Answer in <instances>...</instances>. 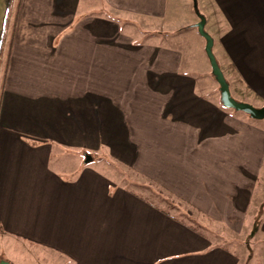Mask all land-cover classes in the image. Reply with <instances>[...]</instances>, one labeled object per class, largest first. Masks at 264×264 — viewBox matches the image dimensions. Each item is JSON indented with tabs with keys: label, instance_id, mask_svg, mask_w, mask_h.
<instances>
[{
	"label": "crops",
	"instance_id": "0c3cea01",
	"mask_svg": "<svg viewBox=\"0 0 264 264\" xmlns=\"http://www.w3.org/2000/svg\"><path fill=\"white\" fill-rule=\"evenodd\" d=\"M173 2L0 0V238L63 264H264V120L222 106L203 40L200 82L157 41L199 21ZM201 3L231 95L264 106V0Z\"/></svg>",
	"mask_w": 264,
	"mask_h": 264
},
{
	"label": "rangeland",
	"instance_id": "374dc122",
	"mask_svg": "<svg viewBox=\"0 0 264 264\" xmlns=\"http://www.w3.org/2000/svg\"><path fill=\"white\" fill-rule=\"evenodd\" d=\"M195 3L197 4V8L199 12L203 13L207 17L208 25L205 26L206 31L213 35V31L211 30V23H210V17H211L210 13L205 11V9L202 6L201 0H195V1L174 0L171 9L176 15L175 18L176 24L180 26L185 25V23H187L189 19V16L190 18H195L196 20V14L194 10ZM121 23L123 29H125L129 25V24L126 25L125 21H121ZM195 23L193 24V22H191V25L187 24L188 25L187 27L183 26L182 29L179 28L180 30L175 31L172 34L165 33L163 34L165 38H162L161 36H157V41L164 44L167 43L169 45H174L176 47H180L181 49L186 50L188 52V56H187L188 61L190 60L193 66L192 75L195 76L200 82L201 80L204 79V77H207L203 69V64L204 66H206V68L207 65H205V57H203L204 55L202 56V59L199 58L198 56L199 50L197 49L196 42L197 40L198 42H200V40H203V42H205V40L200 35H198V31L197 28L195 27ZM139 24L142 28L140 22ZM133 25L136 28V30L141 31L138 28V24H133ZM158 25L159 24L148 25L149 27H147V29L149 30H144L145 36L147 33L146 31L150 32V30H152L154 27H158ZM160 25L164 26L161 23ZM148 38L149 37L146 36V38H144L143 41L148 40ZM172 39H175V43L172 42ZM209 78L211 79V77ZM208 95L209 97H211V94ZM82 160L84 163L90 164V166H92L94 169L99 171L105 170L106 172H110V173L112 171L113 175L120 174L119 172H121V175L124 174L128 178L132 176V173L126 171L124 172V170L121 168L110 165H107L106 167L104 166L101 167L100 165L94 163V161L90 162L89 156H85ZM261 185H263L262 181H261ZM150 187L152 188L151 191L153 195L149 191L143 188H138L136 186H134L133 188L139 190L141 193L148 196L153 202L157 203L158 205L166 206V204H164L162 200H159V198L156 197L158 196L160 197L162 194L164 196V199H168V197L165 196L163 192L159 191L157 188L153 187L152 185ZM173 206L177 207L178 209H180V207L183 209V205L177 204L174 201H173ZM175 211L178 212L177 209H175ZM182 217L188 220V215L185 214V216ZM192 223L195 224V222L193 221ZM201 229L209 235L221 234L220 231L215 226L209 224H205V225L203 224ZM0 256H5L8 257L9 259H12V261L15 262V264H63V258H61L58 255H55L52 251L43 248V246L40 245L36 246L33 244L23 245L21 242H7L6 239H2V238H0Z\"/></svg>",
	"mask_w": 264,
	"mask_h": 264
},
{
	"label": "water",
	"instance_id": "95a60500",
	"mask_svg": "<svg viewBox=\"0 0 264 264\" xmlns=\"http://www.w3.org/2000/svg\"><path fill=\"white\" fill-rule=\"evenodd\" d=\"M194 10L199 20L195 24V27L197 28L199 35L205 40V46H204L205 55L210 65L211 75L219 87V97L222 106L226 109H230L235 112H242L253 120H264V106L255 107L249 103L237 101L231 95L229 84L212 50L214 44L213 38L205 31L206 19L199 12L196 3L194 4ZM0 264H9V263L1 262Z\"/></svg>",
	"mask_w": 264,
	"mask_h": 264
},
{
	"label": "trees",
	"instance_id": "16d2710c",
	"mask_svg": "<svg viewBox=\"0 0 264 264\" xmlns=\"http://www.w3.org/2000/svg\"><path fill=\"white\" fill-rule=\"evenodd\" d=\"M217 92H218V94H219V87H218V89H217Z\"/></svg>",
	"mask_w": 264,
	"mask_h": 264
}]
</instances>
